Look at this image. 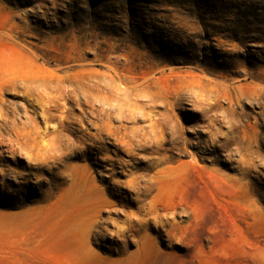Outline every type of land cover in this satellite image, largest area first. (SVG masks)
<instances>
[{"label":"rangeland","instance_id":"1","mask_svg":"<svg viewBox=\"0 0 264 264\" xmlns=\"http://www.w3.org/2000/svg\"><path fill=\"white\" fill-rule=\"evenodd\" d=\"M0 264H264V0H0Z\"/></svg>","mask_w":264,"mask_h":264},{"label":"bare ground","instance_id":"2","mask_svg":"<svg viewBox=\"0 0 264 264\" xmlns=\"http://www.w3.org/2000/svg\"><path fill=\"white\" fill-rule=\"evenodd\" d=\"M34 80H35V79H34ZM17 84H18V83H17ZM23 84H24V83H23ZM24 85H25V84H24ZM108 85H109V84H108ZM111 85H112V84H111ZM88 89H89V87H88ZM91 89H92V88H91ZM91 89H90V90H91ZM92 90H93V89H92ZM97 92H98V91H97ZM98 93H99V92H98ZM73 95H74V94H73ZM96 95H98V94H96ZM87 96H88V95H87ZM89 96H90V95H89ZM89 96H88V97H89ZM94 96H95V95H94ZM91 97H92V96H91ZM96 97H98V96H96ZM92 98H93V97H92ZM84 99H85V98H84ZM94 99H96V98H94ZM98 100H99V99H98ZM98 100H97V101H98ZM104 101H105V100H104ZM88 102H89V101H88ZM9 121H10V120H9ZM10 122H11V121H10ZM13 123H14V122H13ZM14 124H15V123H14ZM10 125H11V124H10ZM8 126H9V125H8Z\"/></svg>","mask_w":264,"mask_h":264}]
</instances>
